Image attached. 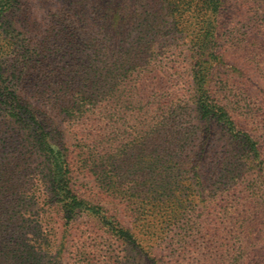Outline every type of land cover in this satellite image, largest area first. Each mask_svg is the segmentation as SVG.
Here are the masks:
<instances>
[{
    "label": "trees",
    "instance_id": "16d2710c",
    "mask_svg": "<svg viewBox=\"0 0 264 264\" xmlns=\"http://www.w3.org/2000/svg\"><path fill=\"white\" fill-rule=\"evenodd\" d=\"M95 1L94 36L89 38L94 58L76 63L69 79L58 84L53 73L35 66L37 57L47 60L53 43L49 45L38 27L29 26L23 11L17 16L20 0H0V112L21 129L16 148L0 152V264H39L41 251L52 252L57 241L64 247L71 225L81 216L94 234V257L103 253L99 264H121L110 239L144 253V263L164 264L151 242L159 238L175 244L184 241L179 236L186 226L212 230V225L218 228L215 232H202L208 236L207 260L252 264L245 261L243 244L254 219L237 214L235 220L226 211L231 202L222 204L215 197L223 192L236 200L235 207L245 208L252 204L258 185L264 189V139L255 135L257 118L251 107L236 99L235 81L215 75L217 67L232 58L220 41L226 1L152 0V16L141 19L134 17L128 0ZM27 26L31 38L25 48L13 33ZM259 27L264 30V24ZM165 29L173 30L171 37ZM177 33L187 39L186 63L167 66L159 45L170 39L172 43ZM230 47L237 48L233 43ZM235 66L225 68V76ZM59 116L82 118L80 168L94 177L96 195L113 204V211L73 189L77 169L55 121ZM91 127L94 130L86 131ZM75 128L77 135L80 129ZM1 137L0 145L5 141ZM219 142L222 151L216 152ZM26 162L35 163V170L39 166L45 189L42 213L48 225L61 221V229L43 230L42 216V227L28 237L23 234V217L15 215L19 206L29 203L19 174ZM214 186L213 195L209 193L204 206L197 204L198 210L194 200ZM82 232L77 231L81 235L75 239L76 254L82 264H92Z\"/></svg>",
    "mask_w": 264,
    "mask_h": 264
},
{
    "label": "rangeland",
    "instance_id": "374dc122",
    "mask_svg": "<svg viewBox=\"0 0 264 264\" xmlns=\"http://www.w3.org/2000/svg\"><path fill=\"white\" fill-rule=\"evenodd\" d=\"M148 1L151 2L148 4ZM225 1L222 7V16L220 18V41L221 44L223 43L225 45L226 43L225 47H227V54L232 55V58H226L223 65H220L215 70V75L219 78L229 77L231 81H235L237 87V94L235 97L252 108V112L254 117L257 118L256 120L258 121L257 124L259 127V131H257L255 135H257L259 140H262L264 139L262 136L264 134V30L260 29L259 25L264 24V0ZM95 3H97L95 0H20L18 7L21 5V8L16 11L17 16L21 15L20 10L23 11V17H26L25 21L29 22V26L38 27L41 34L46 35L49 39H47L49 45L53 43V48L49 51L47 60L37 57V63H35L38 70L53 73V82L58 84L64 83L69 79L68 76H70V73H68V71L74 68L76 63L80 66L84 61L94 58L92 51H89V46L92 44L89 38L94 36ZM152 4V0H128L131 11L136 13L134 17L138 19L152 16L150 11L156 9L154 6L150 8ZM155 7H158V5ZM160 12L162 13V10L158 13L160 14ZM20 20L23 21L21 16ZM166 20L165 17L164 21ZM165 25L167 26L168 23ZM166 31L168 32L167 36L171 37L173 30L165 29V32ZM13 35L20 39V44H25V48L28 47V41L31 38V32L28 30V26L19 31L15 30ZM178 36H181V34H175L174 37L176 39L172 41V43L170 39L165 46H162V44L159 45V49L161 48L162 51L160 54L165 57V61L169 62L167 66L185 65L186 63L187 39ZM37 38L38 37H35V42ZM245 38L247 39L243 40L241 44H237V42L239 43L240 40ZM230 43H233L237 48L234 49V47H230ZM59 46H61V49L57 48ZM15 53L20 54V51L17 49ZM234 64L236 65V69L230 71L232 73H229L228 76H225L223 73L225 68H231ZM165 86L168 87L170 85L166 84ZM45 104L43 106H48ZM81 119L68 116H59L55 118L77 169L76 172L73 173L71 181L73 189L78 195L86 198L88 201L94 203L98 200L106 209L113 211L115 209L113 204L106 199H100L99 196L96 195V190H94V177L90 174L83 173L80 168L81 163H79V159H81V156L77 153L82 151V146L83 144L85 145V143L82 142V140L85 139H82L81 135L82 128H84V122ZM74 128L80 129L77 135L74 134ZM91 130H94V127L86 129V131ZM126 131L130 132L131 130L126 129ZM19 133H21V129L18 124L13 123L10 118L3 116L0 112V137H5L4 143L0 145V152H8L12 150L13 147L16 148ZM222 143L223 142L217 143L216 152L222 151ZM87 144L91 145L92 142L88 141ZM35 165V163L26 162L23 167L19 168V174H21L20 179L24 184V190L27 191L25 198L27 197L26 200L29 201V203L27 207L22 205L19 206L20 210H17L15 217L18 214L22 215L25 222L22 231L26 237L32 235V231H34L38 225L42 227V216L44 223L47 225L43 226V230H48L52 226L61 229V221L58 220V222H52L48 225L47 214L45 212L42 213L41 201H44L45 189L41 183L42 173L40 174L39 172V166H37L35 170ZM215 188L217 187L214 186L212 190H210V187L207 191L208 193L205 192L200 197L197 195L199 198L194 200V205H196L198 210L199 207L207 203V196H209V193L213 195ZM261 188L262 186L258 185V190L251 197L253 200L252 204L245 208L243 206L235 207L234 203L236 200L233 197L229 199L223 192L218 191L215 195V197H217L216 201L219 203L224 204L226 202H231L233 206L231 207L228 205L226 211L235 220L237 214H239L242 219L244 215L254 219V227L252 226V228L249 229L252 231L246 234L247 240H245L246 243L243 244L246 255L245 261H249L252 264H264V189L260 190ZM193 193V195H196V192ZM43 208L52 215L51 210L49 211L48 209V205H45ZM219 211L216 210L217 213L215 212L214 216H217ZM206 213H208V210L203 211L202 215L200 214V219H203ZM86 220V217L81 216L71 225L69 230L70 235L65 238L64 247H60L57 241L55 243L57 246L55 245L54 247L53 245L52 252L46 255L44 250L41 251L44 257L39 264H82V256H77L76 254L78 244H76L75 239H78V236L81 235V233L77 234V231H83L81 236L82 240L88 241L85 247L88 246L87 251L92 253V262H90L92 264H99L98 260L102 258L101 254L103 253L99 251L96 257H94V253H96V249L94 250V234L88 229ZM219 222H221V220ZM180 224H182V222ZM238 224L239 223L236 224L237 228ZM218 226L226 230L230 228L226 223H220ZM217 229L215 225H212V230H201L200 228L197 230H190L189 227L186 226L185 231H183L184 236H179V238H182L184 241L172 244L166 240L157 238L159 243L153 241L151 244L158 255H161L164 264H226L224 260L216 261L217 258L213 261L207 260L206 252L204 251V241L207 240L208 236H204L202 232H215ZM239 229H241V227ZM60 235L61 232H58L57 237ZM85 235H88L87 239ZM159 237L161 238L163 235H159ZM80 241L81 239L79 242ZM95 243L98 246L101 242L95 241ZM109 246L114 249V254L118 257V260L121 261V264H147L144 263L145 260H143L146 259L145 256H143L144 253L129 251L127 247L111 239L109 240ZM102 247L103 245L100 246V248ZM235 252L237 254L238 249H236ZM221 257V259H223V257L226 259V255L222 253ZM94 261L97 262L94 263Z\"/></svg>",
    "mask_w": 264,
    "mask_h": 264
}]
</instances>
